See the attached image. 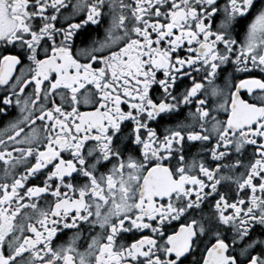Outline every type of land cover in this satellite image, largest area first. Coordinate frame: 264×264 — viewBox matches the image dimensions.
I'll use <instances>...</instances> for the list:
<instances>
[{"label": "snow or ice", "instance_id": "snow-or-ice-1", "mask_svg": "<svg viewBox=\"0 0 264 264\" xmlns=\"http://www.w3.org/2000/svg\"><path fill=\"white\" fill-rule=\"evenodd\" d=\"M0 91V264H264V0H0Z\"/></svg>", "mask_w": 264, "mask_h": 264}, {"label": "flooded vegetation", "instance_id": "flooded-vegetation-1", "mask_svg": "<svg viewBox=\"0 0 264 264\" xmlns=\"http://www.w3.org/2000/svg\"><path fill=\"white\" fill-rule=\"evenodd\" d=\"M221 3H223V0H221ZM249 22H250V18L248 20H246V21H243L242 22V26L241 27H238L237 31H239V32L242 33L244 31V28H246L247 23H249ZM2 95H3V92L0 91V96H2ZM245 95H246V93H245ZM0 106H2V105H0ZM12 114L13 115L15 114V111L14 110H13ZM2 120H3V118H0V121H2Z\"/></svg>", "mask_w": 264, "mask_h": 264}]
</instances>
